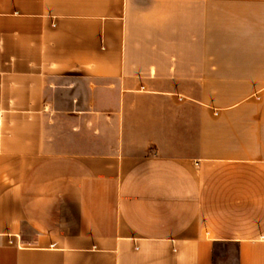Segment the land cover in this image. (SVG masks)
Wrapping results in <instances>:
<instances>
[{"label":"crops","instance_id":"obj_1","mask_svg":"<svg viewBox=\"0 0 264 264\" xmlns=\"http://www.w3.org/2000/svg\"><path fill=\"white\" fill-rule=\"evenodd\" d=\"M0 264H264V0H0Z\"/></svg>","mask_w":264,"mask_h":264}]
</instances>
